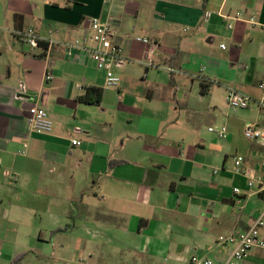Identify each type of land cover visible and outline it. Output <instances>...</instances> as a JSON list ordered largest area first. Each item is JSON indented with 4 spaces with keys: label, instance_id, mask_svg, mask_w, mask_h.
<instances>
[{
    "label": "crops",
    "instance_id": "obj_1",
    "mask_svg": "<svg viewBox=\"0 0 264 264\" xmlns=\"http://www.w3.org/2000/svg\"><path fill=\"white\" fill-rule=\"evenodd\" d=\"M91 17L109 24L121 50L124 62L110 69L117 87L61 47L89 35ZM27 28L55 44L30 48L15 34ZM259 83L264 0H0V264L21 254L19 264H222L231 245L217 237L264 211V141L241 134L247 123L264 129ZM91 87L99 103L78 102ZM227 89L251 99L238 109L245 122L211 104L225 137L182 138L180 114L195 123L204 96L224 100ZM31 105L46 112L49 134L28 131ZM242 264H264V252Z\"/></svg>",
    "mask_w": 264,
    "mask_h": 264
},
{
    "label": "built area",
    "instance_id": "obj_2",
    "mask_svg": "<svg viewBox=\"0 0 264 264\" xmlns=\"http://www.w3.org/2000/svg\"><path fill=\"white\" fill-rule=\"evenodd\" d=\"M89 35L74 39L68 43L61 44L64 49L66 58H72L76 53H83L91 60L97 71L103 72L104 85L109 88L117 87L119 78L115 76L110 70L112 66L122 64L124 59L121 50L117 44L112 42L114 32L109 24L101 22L98 18L91 17L87 19ZM15 34L30 48H36L41 43L55 44L49 39L40 38L34 30L27 28L24 30L15 31ZM135 41L142 44H147L153 49L155 44L149 42L146 38H135ZM221 49L223 45L219 46ZM146 67H152L151 62L145 64ZM168 73L174 71L167 68ZM259 96L257 105L260 110L264 112V83H259L256 86ZM224 101L228 107L232 109L246 108L251 99L235 90L227 89L224 95ZM26 126L28 131L36 135H46L51 132V122L47 117L46 112L41 106L31 105L27 108ZM208 132H214L220 139L225 137V128L220 126L218 129L212 131L210 128ZM241 134L247 141L260 139L264 141V129H257L253 125L247 123L243 126ZM71 145H77V141L71 140ZM242 157L235 156L232 162V173L238 175L241 173L240 164ZM261 167L264 170V152L261 159ZM246 177V187L251 189L255 183V179L249 173L244 174ZM257 183L264 185V179H257ZM232 193L239 195V190L234 188ZM264 227V211L243 231L228 234L226 236H218L217 242L221 244L231 245V249L222 262V264H242L252 249H257L264 252V239L259 235V229ZM190 264H212L210 260H202L197 257L189 259Z\"/></svg>",
    "mask_w": 264,
    "mask_h": 264
},
{
    "label": "rangeland",
    "instance_id": "obj_3",
    "mask_svg": "<svg viewBox=\"0 0 264 264\" xmlns=\"http://www.w3.org/2000/svg\"><path fill=\"white\" fill-rule=\"evenodd\" d=\"M218 39L216 37H213V40L211 41L212 45L217 46ZM215 51H218L215 49ZM165 72V71H164ZM166 73V72H165ZM178 77V76H177ZM219 87H215L214 89H218ZM211 104L216 106V111L219 116L230 118L235 123H244L245 120L240 119V111L238 109H231L227 106L225 101L223 100V97L219 93H212L208 96H204L202 103L198 106V113L199 117L196 120V115L192 116V119H195V123H192L190 121V115L188 113H182L180 114V123L184 126V133L185 135L181 136L182 138L186 139L187 142L190 144H193V138L194 137H200L202 139H207L208 137L214 136V132H208L207 128H210L212 131L219 128V126H215L216 123L212 121V117L214 115L215 111L214 109L209 108V105L211 107ZM194 126V132H191L188 130V127ZM197 126V127H196ZM196 127V128H195ZM188 130V132H187ZM192 137V139H191Z\"/></svg>",
    "mask_w": 264,
    "mask_h": 264
},
{
    "label": "trees",
    "instance_id": "obj_4",
    "mask_svg": "<svg viewBox=\"0 0 264 264\" xmlns=\"http://www.w3.org/2000/svg\"><path fill=\"white\" fill-rule=\"evenodd\" d=\"M101 90L99 88H88L84 91V94L77 97V101L86 105H97L100 101ZM23 258V255L17 256L15 259H12L10 264H19L20 260Z\"/></svg>",
    "mask_w": 264,
    "mask_h": 264
}]
</instances>
